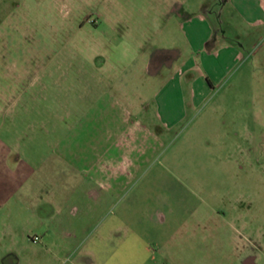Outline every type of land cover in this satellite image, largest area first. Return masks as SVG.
Returning <instances> with one entry per match:
<instances>
[{
  "label": "rangeland",
  "instance_id": "rangeland-1",
  "mask_svg": "<svg viewBox=\"0 0 264 264\" xmlns=\"http://www.w3.org/2000/svg\"><path fill=\"white\" fill-rule=\"evenodd\" d=\"M158 1L0 0V264H70L83 234L106 235L104 222L116 215L125 248L140 250L125 260L264 264V25L219 15L205 51L215 42L240 56L160 140L138 127L136 135L157 148L138 175L124 177L121 199L145 186L135 191L139 206H93L98 219L70 206L68 185L79 179L70 169L80 171L118 136L128 137L130 121L156 114L133 108L151 88L145 69L153 50L178 49L182 60L190 52L175 29L179 19L159 13ZM164 200L175 211L171 238L169 223L145 217L168 213ZM67 214L68 225L81 227L79 239L60 235L56 217ZM135 232L152 252L141 251Z\"/></svg>",
  "mask_w": 264,
  "mask_h": 264
},
{
  "label": "crops",
  "instance_id": "crops-1",
  "mask_svg": "<svg viewBox=\"0 0 264 264\" xmlns=\"http://www.w3.org/2000/svg\"><path fill=\"white\" fill-rule=\"evenodd\" d=\"M206 2L203 4L197 0L158 1L159 13L168 15L169 20L174 17L179 19L175 29L181 32L182 37L190 46V52L182 60L183 53L178 49H154L145 69L147 76L152 79L151 88L148 87L147 92L144 93L147 95L146 99L139 98L136 105L133 106L135 110L155 111L154 117L152 116V119L148 121H130V124L126 125V131H129L130 134L128 137L118 136L94 162L85 163L87 166L79 169L80 171H75L77 170L75 168L70 169L68 174L74 175L77 172L79 179L77 184L73 183L70 186L69 183L68 199L71 201L70 206L75 208L74 212H76L77 206L83 207L84 219H98V210H89L93 206L113 204L119 205L121 208L124 206L136 207L140 205L141 201H144L135 193L136 190L145 187H142L143 184L134 188L126 200L121 199L122 193L126 189L127 180L124 181V177L138 175L144 168L143 165H146V161L155 156L157 152L153 143L151 145L146 139L143 142L144 138L141 139L136 135L138 127L152 129L151 132L158 136L155 138L160 140L159 134L172 128L184 116L186 104L198 106L215 83L224 78L230 64L240 56L239 51L231 45L224 44L216 47L215 42L210 44L215 47L205 51L204 48L208 45L212 35L213 22H217V17L226 14L231 20L250 24L253 27L264 25V0H206ZM102 61V59L97 61L98 65ZM200 68L202 72L191 76L188 74L190 69L194 71ZM183 77L186 79V87L182 86ZM89 89H92V82L89 84ZM186 95L188 96L186 97ZM139 142L148 145L142 146ZM140 154L146 156L145 161L141 162ZM148 169V174L156 172L155 167H148ZM171 191L178 194V191L181 190L171 188ZM176 198L180 205L182 202L186 203V197L183 198L179 195ZM163 203L168 213L155 210L145 217H149V220L154 224L158 223L167 227L166 223H171L175 211L168 201L164 200ZM57 210L54 212H61L60 208ZM88 211L90 213L87 215ZM91 211L95 213L94 217H92ZM61 217H56L57 224L61 226L60 235L67 240L79 239L78 234H82V231L79 232L76 229H81V227L68 225V220L70 222L68 214ZM117 219L116 215L112 221H108V225L105 220V227L110 226L106 235L94 238L83 234V241L75 243V247H73L70 264H143L141 260L135 258L125 260V256L133 255L134 251L138 253L140 250L134 245L125 248L124 236L118 235L117 232L119 226L112 224H118ZM137 222L141 223L142 220ZM170 229V232L174 231L169 238L176 232V228L173 229L171 224ZM138 232H135L137 234L131 239L136 240L138 243L136 245L140 246L141 251L147 255L152 252L151 247L147 243L146 235L141 237Z\"/></svg>",
  "mask_w": 264,
  "mask_h": 264
},
{
  "label": "built area",
  "instance_id": "built-area-1",
  "mask_svg": "<svg viewBox=\"0 0 264 264\" xmlns=\"http://www.w3.org/2000/svg\"><path fill=\"white\" fill-rule=\"evenodd\" d=\"M33 242H37L39 241V237L37 235H35L33 238H32Z\"/></svg>",
  "mask_w": 264,
  "mask_h": 264
},
{
  "label": "flooded vegetation",
  "instance_id": "flooded-vegetation-1",
  "mask_svg": "<svg viewBox=\"0 0 264 264\" xmlns=\"http://www.w3.org/2000/svg\"><path fill=\"white\" fill-rule=\"evenodd\" d=\"M248 260V259H247ZM250 264V263H249Z\"/></svg>",
  "mask_w": 264,
  "mask_h": 264
}]
</instances>
